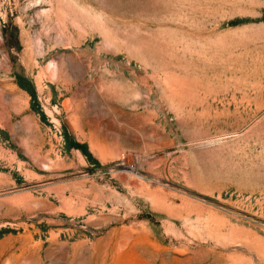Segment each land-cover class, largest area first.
Instances as JSON below:
<instances>
[{"label": "rangeland", "instance_id": "obj_1", "mask_svg": "<svg viewBox=\"0 0 264 264\" xmlns=\"http://www.w3.org/2000/svg\"><path fill=\"white\" fill-rule=\"evenodd\" d=\"M0 264H264V0H0Z\"/></svg>", "mask_w": 264, "mask_h": 264}]
</instances>
